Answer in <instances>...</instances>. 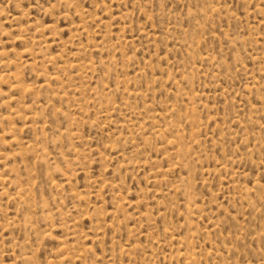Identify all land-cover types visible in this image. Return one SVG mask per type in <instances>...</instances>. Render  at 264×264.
<instances>
[{"label":"rangeland","instance_id":"rangeland-1","mask_svg":"<svg viewBox=\"0 0 264 264\" xmlns=\"http://www.w3.org/2000/svg\"><path fill=\"white\" fill-rule=\"evenodd\" d=\"M0 264H264V0H0Z\"/></svg>","mask_w":264,"mask_h":264}]
</instances>
